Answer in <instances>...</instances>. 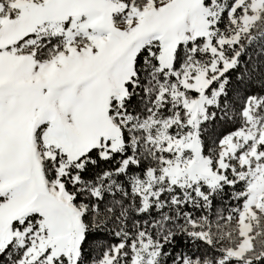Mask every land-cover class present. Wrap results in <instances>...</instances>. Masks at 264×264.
<instances>
[{
	"label": "snow or ice",
	"instance_id": "obj_1",
	"mask_svg": "<svg viewBox=\"0 0 264 264\" xmlns=\"http://www.w3.org/2000/svg\"><path fill=\"white\" fill-rule=\"evenodd\" d=\"M0 264H264V0H0Z\"/></svg>",
	"mask_w": 264,
	"mask_h": 264
}]
</instances>
